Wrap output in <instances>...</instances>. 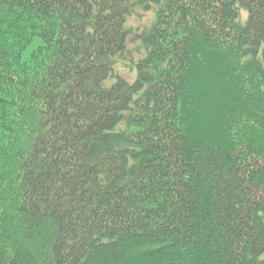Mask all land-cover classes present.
<instances>
[{
  "label": "trees",
  "instance_id": "1",
  "mask_svg": "<svg viewBox=\"0 0 264 264\" xmlns=\"http://www.w3.org/2000/svg\"><path fill=\"white\" fill-rule=\"evenodd\" d=\"M0 264H264V0H0Z\"/></svg>",
  "mask_w": 264,
  "mask_h": 264
},
{
  "label": "rangeland",
  "instance_id": "2",
  "mask_svg": "<svg viewBox=\"0 0 264 264\" xmlns=\"http://www.w3.org/2000/svg\"><path fill=\"white\" fill-rule=\"evenodd\" d=\"M152 21L153 14L145 13L141 17L134 15L131 18H128L126 22V28L130 32V36L127 41V50L130 52V54H126V56H124L123 58L117 59L116 65L114 66V71L129 82H132L135 79L136 73L135 70H128V57L129 55L133 54V59L136 58V53L134 52L140 45V38L143 35V32L147 30ZM38 44L39 41L35 40L32 45L26 49V51L23 53L24 61L28 59L30 53L37 47ZM111 82L112 81L110 80L107 83L109 84Z\"/></svg>",
  "mask_w": 264,
  "mask_h": 264
}]
</instances>
